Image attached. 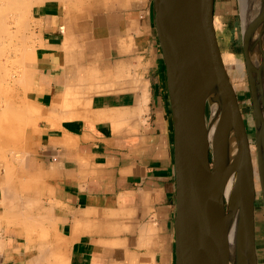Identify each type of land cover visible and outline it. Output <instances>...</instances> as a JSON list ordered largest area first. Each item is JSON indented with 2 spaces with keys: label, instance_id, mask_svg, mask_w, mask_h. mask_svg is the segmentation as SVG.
I'll return each instance as SVG.
<instances>
[{
  "label": "crops",
  "instance_id": "1",
  "mask_svg": "<svg viewBox=\"0 0 264 264\" xmlns=\"http://www.w3.org/2000/svg\"><path fill=\"white\" fill-rule=\"evenodd\" d=\"M33 14L25 98L34 109L17 194L38 222L34 232L3 227L2 264L55 255L62 264H176L174 124L154 0L49 1ZM215 26L242 106L245 57L223 50L229 33L216 15Z\"/></svg>",
  "mask_w": 264,
  "mask_h": 264
},
{
  "label": "water",
  "instance_id": "2",
  "mask_svg": "<svg viewBox=\"0 0 264 264\" xmlns=\"http://www.w3.org/2000/svg\"><path fill=\"white\" fill-rule=\"evenodd\" d=\"M215 1L154 0L174 123L176 264H259L251 139L223 61ZM240 4L264 207V0L245 19ZM229 158L236 175L227 196Z\"/></svg>",
  "mask_w": 264,
  "mask_h": 264
},
{
  "label": "rangeland",
  "instance_id": "3",
  "mask_svg": "<svg viewBox=\"0 0 264 264\" xmlns=\"http://www.w3.org/2000/svg\"><path fill=\"white\" fill-rule=\"evenodd\" d=\"M22 1H21L22 2L21 5L24 4L27 0H25V2H24V0H22ZM29 1L31 2L30 3L31 6H29V4H26V5H28L29 8L26 7V5L24 4L26 9H28L29 11L26 10L25 7H23L24 5L20 6V4L18 2L19 8H21V10L20 9L19 10L17 9V10L21 16L17 13L19 15V19L17 18L18 17L17 15H16V18L18 19L19 22L17 21L18 22V23L16 22L17 25L13 26L14 31H15V29L17 30V26L19 28V30H17L18 34L16 33L17 36L15 35L14 44H13L16 48L13 46V50L11 51V57L9 58L10 60H8L6 62V58H5L6 55L3 56V60H2L3 61L2 65L4 64L2 66V68H3L2 72L4 71L3 72V78L5 79V81L4 80L0 81V99L2 100L4 98V100H3L4 102L0 100V125L2 127V130L0 127V135H1L0 136V138H1L0 139V179H2V181L0 180V186H2V185L7 186V189L10 191L11 195L9 194V196H8L9 192L8 193L5 192L6 187L4 188L2 186V188L5 189V191H3V197L4 198L1 197V192H0V243H1V241H5V239H2V235H1V232H2V229L4 226H9V225L14 226V227L23 226V229L26 233L35 231L34 212L33 213L30 211L28 212L27 209H29V208H28L27 203H26L27 199L22 197L21 195L17 194V187H18L17 183H18V178H19L20 169H21V158H22L21 147H22L23 131L31 119L30 112L34 109V106L31 105L30 102L25 98L26 97L25 91L27 90V81H28V77H29V71H28L29 69H27L25 67L28 63V60L30 59L29 58L30 54L32 55V57L36 58V53H35V49H36V39H35V37H36V33H35L36 25H35V23H36V21H35L34 14H33L34 8L37 4H41V3L49 2V1L71 3V5H73V6H75V2H76V4L82 6V4L84 5L85 0H41V1L40 0H29ZM33 1H35V2H33ZM216 4H217V10L215 11V15L217 18H220L222 20V24L224 26L223 29L221 30V32H223L224 34H225V32L229 33L228 38H227V36H225V39H223V43L226 44V45H224L223 50L224 51L226 50L227 52H237V53H241L242 55H244L242 52V50H243L242 40L240 38L241 25H240V21H239L237 0H216L215 5ZM22 10H23V12H22ZM27 11H28V13H27ZM22 20H23V22H22L23 24L20 22ZM25 22H26V24H24ZM27 22L29 24H27ZM25 26H27V28ZM24 35H27V36L24 37ZM86 38L87 37L84 36L85 40H86ZM24 39H26L25 42L22 41ZM11 49H12V47H11ZM15 50H16V52H14ZM18 51L20 52V54ZM18 55H20V56H18ZM12 57H14V58H12ZM20 57L23 59H21ZM11 59H14V60H11ZM20 60H22V62ZM18 61H20V62H18ZM21 71L23 74L21 73ZM9 75H10V77L13 75L11 77L12 79L9 77ZM23 76L26 77L27 80L25 78H23ZM5 77L6 78L9 77L10 79L9 78L6 79ZM15 78L17 80H15ZM21 78H23V79H21ZM237 78L240 79L241 77L237 76ZM247 85H249V84H247ZM11 99H13V100H11ZM7 100H8V102H7ZM1 102H2V104H1ZM6 103H7V105H6ZM9 103H11V104H9ZM241 104H243L241 106V109L243 111V114H244L243 117L245 119L248 134H249L250 139H251L250 146H251V150H252L253 163H254V168H255V179H257L258 170L255 167L257 164V157H256L257 148H256V141H255L254 115H253L251 97L248 96L246 99V102L245 103L243 102ZM1 105L5 106V107L3 108V106H1ZM13 107L15 108V110H18V111H14ZM6 108H7V110H6ZM8 109L10 110V112L11 111H14V112L10 113L8 111ZM25 110H26V112H25ZM15 113H17V114H15ZM14 116H15V118H13ZM4 163H5V165H4ZM5 166H6V168H5ZM8 166L11 168H7ZM7 171L12 173V174L10 175V174L6 173ZM7 174H8V176H7ZM4 177L8 178L9 180L4 178ZM5 179L7 180V182H6L7 184H5V183L2 184L3 181H5ZM257 180H259V178ZM9 182L12 186H9L10 185ZM258 185L260 186L259 181H258ZM259 186H257V183H256V188L259 191L258 192L259 193L258 202L256 204L257 244H259L261 239H263V234H261V233L264 230V207H263V200H262L261 192H260L261 187H259ZM11 187L13 188V190H11ZM11 191H12V193H11ZM5 194L7 197H10V198L7 199V197H5ZM14 196H15V198H14ZM2 199L3 200L5 199V201H3ZM17 202L19 203V207L17 206L18 205ZM9 203H10V205H9ZM13 203L14 204L17 203V205H14ZM5 204L6 205L8 204V205L4 206ZM20 204L22 205L21 207H20ZM24 204H26V206ZM24 206L26 209L24 208ZM31 207H32V205H31ZM5 209L7 212H9V211H12V212L7 213L5 211ZM15 212L18 213L17 214V220L15 217V215H16ZM29 214H31L32 217ZM33 217H34V219H33ZM23 218H26V219L24 220ZM21 219H23V221ZM31 219H32V221H31ZM29 222H32V224H33L32 227H29ZM27 240L31 241L33 239H22V241H27ZM38 240H45V239H38ZM38 247H39V250H41V251L44 250V246L42 244H39ZM4 249H5L4 247H2V246L0 247V264H2L1 256L3 255ZM37 261H35L36 264H38V263L39 264H62L63 263V261L58 257V255H55V258L50 260L49 263H48V260H46V261L45 260H37ZM32 262H34V261H32Z\"/></svg>",
  "mask_w": 264,
  "mask_h": 264
},
{
  "label": "bare ground",
  "instance_id": "4",
  "mask_svg": "<svg viewBox=\"0 0 264 264\" xmlns=\"http://www.w3.org/2000/svg\"><path fill=\"white\" fill-rule=\"evenodd\" d=\"M22 0H0V81H5V79L3 78V72H2V70H3V68H2V66L4 65H2V63H3V56H5V58H6V62L8 61V60H10L9 58L11 57V51L13 50V44H14V38H15V35H16V33H17V30H19V28H18V26H17V30L15 29V31L13 30L14 28H13V26L14 25H17V23L19 22L18 21V19H19V13H18V10L20 9L21 10V8H19V5H18V2H19V4H20V6H22V5H26V4H29V6H31L30 5V1L29 0H27L26 2H25V0H24V4H22L21 5V3L23 2H21ZM29 1V2H28ZM41 1V0H40ZM238 1V0H237ZM33 2H35V1H33ZM255 2H256V0H240V7H241V12H242V15H243V17H244V19H245V17H246V14H247V12H249V11H253V8H255ZM25 5L23 6V7H25ZM254 6V7H253ZM18 7V8H17ZM26 7H28V5H26ZM26 7H25V9H26ZM29 8V7H28ZM18 9V10H17ZM238 9H239V7H238ZM26 10H28V9H26ZM25 10V11H26ZM255 10V9H254ZM29 11V10H28ZM28 11H27V13H28ZM22 12H23V10H22ZM21 12V13H22ZM19 15H18V14ZM26 13V12H25ZM16 15L18 16L17 18H16ZM21 16V15H20ZM24 16V15H23ZM16 19V20H15ZM24 20V19H23ZM23 20L22 21H20L21 23L23 22ZM18 21V22H17ZM17 22V23H16ZM16 23V24H15ZM23 24V23H22ZM24 24H26V22L24 23ZM27 24H29L28 22H27ZM19 25V24H18ZM26 28H27V26H25ZM18 34V33H17ZM22 34V33H21ZM28 35V34H27ZM27 35H24V37H26ZM17 36V35H16ZM23 36V35H22ZM21 37V36H20ZM19 38V37H18ZM23 39V38H22ZM19 40V39H18ZM21 40V39H20ZM23 42H25L26 41V39H24V40H22ZM17 43V42H16ZM24 46V45H23ZM11 47H12V49H11ZM15 47V46H14ZM22 47V46H21ZM26 47V46H25ZM16 48V47H15ZM14 52H16V50L14 51ZM19 52V51H18ZM16 54V53H15ZM19 54H20V52H19ZM17 55V54H16ZM18 56H20V55H18ZM12 58H14V57H12ZM16 58V57H15ZM21 58V57H20ZM17 59V58H16ZM21 59H23V58H21ZM5 60V59H4ZM11 60H14V59H11ZM21 62H22V60H20ZM20 61H18V62H20ZM13 62V61H12ZM6 64V63H5ZM21 64V63H20ZM166 67V66H165ZM22 68V67H21ZM26 68V67H25ZM28 69H29V67H28ZM166 69V68H165ZM24 70V69H23ZM30 70V69H29ZM28 70V71H29ZM17 71V70H16ZM27 71V72H28ZM20 72V71H19ZM31 71H29V73H30ZM14 73V72H13ZM21 73H22V71H21ZM33 73V72H32ZM11 74V73H10ZM23 74V73H22ZM31 74V73H30ZM29 74V75H30ZM21 75V74H20ZM25 75V74H24ZM13 76V75H12ZM11 76V77H12ZM26 76V75H25ZM9 77H10V75H9ZM8 77V78H9ZM10 77V78H11ZM6 78V77H5ZM8 78H6V79H8ZM9 78V79H10ZM23 78H25L26 79V77H24L23 76ZM23 78H21V79H23ZM12 79V78H11ZM15 80H17L16 78H15ZM27 80V79H26ZM8 81V80H7ZM13 81V80H12ZM19 81V80H18ZM25 81V80H24ZM29 82V81H28ZM24 83V82H23ZM25 84V83H24ZM23 84V85H24ZM168 88V87H167ZM169 93V92H168ZM169 99H170V97H169ZM1 100V99H0ZM4 100V98L1 100V101H3ZM11 100H13V99H11ZM4 102V101H3ZM6 102V101H5ZM7 102H8V100H7ZM12 102V101H11ZM15 102V101H14ZM13 103V102H12ZM1 104H2V102H1ZM9 104H11V103H9ZM6 105H7V103H6ZM14 105V104H13ZM1 106H3V105H1ZM11 106V105H10ZM20 106V105H19ZM171 106V105H170ZM5 106H3V108H4ZM15 107V106H14ZM13 107V108H14ZM12 108V107H11ZM216 108H217V105H216V103H213V102H211V101H209V111H211V109H212V113H214L215 112V110H216ZM2 109V108H1ZM6 110H7V108H6ZM13 110V109H12ZM21 110V109H20ZM19 110V111H20ZM172 110V109H171ZM8 111L10 112V110L8 109ZM14 111H18V110H15V108H14ZM14 111H11V112H14ZM10 112V113H11ZM21 112V111H20ZM25 112H26V110H25ZM14 114V113H13ZM15 114H17V113H15ZM25 114V113H24ZM8 115V114H7ZM18 116V115H17ZM13 118H15V116L13 117ZM173 118V117H172ZM20 119V118H19ZM23 119V118H22ZM174 124V123H173ZM254 124H255V120H254ZM0 127H1V125H0ZM255 128V127H254ZM4 129V128H3ZM1 130H2V127H1ZM5 130V129H4ZM1 136V135H0ZM1 139V138H0ZM256 141V140H255ZM5 149V148H4ZM12 149V148H11ZM2 150V149H1ZM4 165H5V163H4ZM5 168H6V166H5ZM7 168H11V167H7ZM258 168V167H257ZM12 170V169H11ZM258 170V169H257ZM6 173H8V174H12V173H10V172H6ZM5 174V173H4ZM8 174H7V176H8ZM235 169H234V166H233V162H232V160H231V158H229V161H228V165H227V180H226V191H225V194L228 196L229 194H230V192H231V190H232V188L234 187V183H235ZM4 178H6V177H4ZM3 178V179H4ZM258 178H259V173H258ZM6 179H8V178H6ZM5 179V181H3V183L2 184H7L6 182H7V180ZM12 179V178H11ZM1 181H2V179H0ZM9 180V179H8ZM9 184H10V182H9ZM3 186V185H2ZM2 186H0V187H2ZM9 186H12L11 184L9 185ZM4 188L6 187V191H5V189H3V191H5V192H9L8 193V196H9V194H10V191L7 189V186H3ZM259 187H261V184H260V186ZM11 190H13V188L11 187ZM11 193H12V191H11ZM11 195V194H10ZM5 197H7L6 196V194H5ZM18 197V196H17ZM4 198V197H3ZM8 198H10V197H7V199ZM13 198V197H12ZM14 198H15V196H14ZM28 199V198H27ZM3 200V199H2ZM10 200V199H9ZM14 200V199H13ZM263 200V199H262ZM3 201H5V199L3 200ZM28 202H27V206H28V208L29 209H27V210H30V207H31V205H33V203L32 202H29V199L27 200ZM18 203V202H17ZM17 203L16 204H14V205H17ZM35 203V202H34ZM8 205V204H7ZM6 204L4 205V206H7ZM9 205H10V203H9ZM25 206H26V204H24ZM41 205V204H40ZM18 207H19V203H18V205H17ZM22 205L20 204V207H21ZM25 206H24V208H25ZM30 206V207H29ZM34 206H32V208H33ZM8 208V207H7ZM16 208V207H15ZM14 208V209H15ZM23 208V209H24ZM36 208V207H35ZM13 209V210H14ZM17 209V208H16ZM26 209V208H25ZM26 210V211H27ZM32 210V209H31ZM44 210V209H43ZM5 211H6V209H5ZM15 211V210H14ZM23 211V210H22ZM25 211V212H26ZM39 211V210H38ZM46 211V210H45ZM7 212V211H6ZM9 212H12V211H9ZM9 212H7V213H9ZM29 212V211H28ZM44 212V211H43ZM48 212V211H47ZM33 213V212H32ZM46 213V212H45ZM12 214V213H11ZM15 217H16V220H17V212H15ZM21 214V213H20ZM51 214V213H50ZM49 214V215H50ZM13 215V214H12ZM31 217H32V215L31 214H29ZM48 215V214H47ZM11 216V215H10ZM46 216V215H45ZM20 217V216H19ZM24 217V216H23ZM8 218V217H7ZM14 218V217H13ZM42 218V217H41ZM20 219V218H19ZM24 220L26 219V218H23ZM23 219H21L22 221H23ZM28 219V218H27ZM33 219H34V217H33ZM38 219H40V218H38ZM35 220V219H34ZM8 221V220H7ZM14 221V220H13ZM30 221V220H29ZM31 221H32V219H31ZM35 221H37V220H35ZM11 222V221H10ZM27 222V221H26ZM38 222V221H37ZM12 223V222H11ZM30 223V222H29ZM32 223V222H31ZM30 223V224H31ZM36 222H34V224H35ZM10 224V223H9ZM17 224V223H16ZM27 225V224H26ZM33 224H31V226H32ZM27 228V227H26ZM146 229V228H145ZM5 244H4V241H1V243H0V247L2 246H4ZM2 249V248H1ZM48 251V250H47ZM49 252V251H48ZM41 258H42V256L40 257V259L39 260H41ZM44 258H45V256H44ZM45 260H47V259H45ZM35 261H36V259H35ZM38 262V261H37ZM40 262V261H39ZM48 263H49V261H48ZM39 264V263H38Z\"/></svg>",
  "mask_w": 264,
  "mask_h": 264
}]
</instances>
